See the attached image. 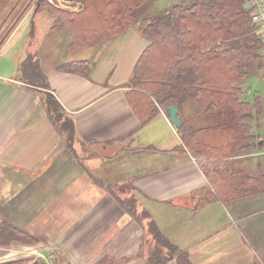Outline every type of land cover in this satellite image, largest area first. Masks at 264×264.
I'll return each mask as SVG.
<instances>
[{
	"label": "crops",
	"instance_id": "1",
	"mask_svg": "<svg viewBox=\"0 0 264 264\" xmlns=\"http://www.w3.org/2000/svg\"><path fill=\"white\" fill-rule=\"evenodd\" d=\"M72 3L70 9L78 10L80 2ZM69 43L70 37L68 48H85L88 55L72 53L49 67L40 63L47 88L18 80L17 66L3 68L0 61V218L44 238L68 264H110V258L148 264L156 247L150 222L192 264H264V107L247 85L248 78L264 79V70L242 83L251 89L243 98L254 96L248 100L255 105L253 145L218 166L256 178L242 185L244 197L225 201L199 166L205 157L178 150L180 133L165 110L141 124L127 100L147 37L133 27L95 45ZM82 59L91 65L87 75L57 68ZM47 95L59 102L62 119L72 122L70 145L57 127L62 119L55 122L47 110ZM129 197L136 214L121 202ZM29 245L0 246V263L26 258ZM163 258L177 264L167 249ZM36 260L46 264L34 257L29 263Z\"/></svg>",
	"mask_w": 264,
	"mask_h": 264
},
{
	"label": "trees",
	"instance_id": "2",
	"mask_svg": "<svg viewBox=\"0 0 264 264\" xmlns=\"http://www.w3.org/2000/svg\"><path fill=\"white\" fill-rule=\"evenodd\" d=\"M35 1L36 9L53 17L50 29L67 30L70 48L95 45L133 27L147 37L148 43L131 74V88L126 92L134 114L144 124L159 108L168 115V104H175L181 118L178 150L205 157L198 161L199 166L221 199L245 196L240 191L242 185L256 177L240 168L229 167L224 173L218 168L223 159L246 152L253 145L255 105L243 98L242 83L264 69L263 41L245 0H181L150 18L138 16L150 0H77L78 10L49 0ZM3 2L0 0V6ZM19 65L20 80L31 86L48 87L34 57H25ZM57 68L87 75L91 65L82 59L63 62ZM45 105L55 122L62 119L59 102L53 96H46ZM57 127L64 131L70 145L72 122L62 119ZM121 202L136 214L133 197ZM148 230L156 242L148 264H166L164 249L175 255L177 264H192L187 253L177 251L153 222ZM39 241L45 239L0 218L1 246ZM55 259L59 264L62 261L56 256ZM30 260L17 258L0 264H25Z\"/></svg>",
	"mask_w": 264,
	"mask_h": 264
},
{
	"label": "rangeland",
	"instance_id": "3",
	"mask_svg": "<svg viewBox=\"0 0 264 264\" xmlns=\"http://www.w3.org/2000/svg\"><path fill=\"white\" fill-rule=\"evenodd\" d=\"M60 1L61 0H58L59 3ZM75 1L76 0H69L68 3L60 4L57 3V0H51L50 2H55L64 8H72L71 3ZM178 1L181 0H150L143 9L139 11L138 16L150 18L167 10V8ZM36 2L35 0H4L3 4L0 6L1 66L5 68L8 66L7 63L9 62L12 69L17 66V70L18 68L20 70L19 64L22 60L19 64L16 61H19L23 57H34L39 66L41 63L43 67H49L52 63L55 64L56 62L63 61L66 57H70L72 53L79 55L77 57H85L84 55H88L84 54L86 53L84 51L86 50L85 48L74 50L68 48L67 43L69 37L66 29H50L53 17L41 8L36 9ZM4 35L6 36L2 40ZM91 55V57H95V54ZM99 57L100 56H98V58ZM9 59L11 61H8ZM17 79L20 80L18 77ZM247 85H250L252 90L261 96L263 100L262 105L264 107V79L260 76L248 78ZM245 96L249 101H252L254 98L253 95L249 94ZM51 117L55 119L54 116L51 115ZM166 133L165 131L163 135ZM259 133L261 139L263 138L264 140V124ZM120 195L123 196V194ZM126 196L128 197V195ZM107 260L110 264H118L117 258H110V260ZM101 264H107V261L105 262V260H103Z\"/></svg>",
	"mask_w": 264,
	"mask_h": 264
},
{
	"label": "built area",
	"instance_id": "4",
	"mask_svg": "<svg viewBox=\"0 0 264 264\" xmlns=\"http://www.w3.org/2000/svg\"><path fill=\"white\" fill-rule=\"evenodd\" d=\"M245 3L246 6L251 9L252 21L255 24L256 31L262 38L263 46L261 52L264 58V0H245ZM247 92H250V89H247ZM50 251L47 243L38 242L29 245L28 253L26 255L33 256L34 259L43 258L46 264H57L54 256L49 255ZM39 261L36 260L38 263Z\"/></svg>",
	"mask_w": 264,
	"mask_h": 264
},
{
	"label": "water",
	"instance_id": "5",
	"mask_svg": "<svg viewBox=\"0 0 264 264\" xmlns=\"http://www.w3.org/2000/svg\"><path fill=\"white\" fill-rule=\"evenodd\" d=\"M167 111L171 124L175 127H179L181 125V118L178 114V107L175 104L170 103L167 106Z\"/></svg>",
	"mask_w": 264,
	"mask_h": 264
}]
</instances>
